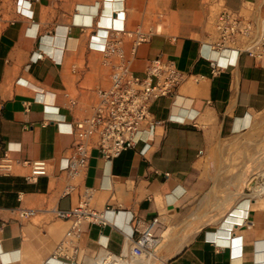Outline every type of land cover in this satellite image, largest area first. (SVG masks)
Here are the masks:
<instances>
[{
	"label": "crops",
	"instance_id": "obj_1",
	"mask_svg": "<svg viewBox=\"0 0 264 264\" xmlns=\"http://www.w3.org/2000/svg\"><path fill=\"white\" fill-rule=\"evenodd\" d=\"M27 1L32 17L17 11V0H0V264H45L71 226L57 209L75 207L88 190L91 206L109 208V222L82 224L84 264L103 246L130 249L156 216L160 243L139 262L264 264L263 172L251 178L246 147L234 162L227 155L239 151L226 144L256 129L261 137L264 59L209 44L221 9L256 16L264 0ZM116 17L132 33H122L127 51L145 35L133 54L137 72L162 55L186 75L153 102L159 124L144 153L143 142L111 159L93 148L88 167L73 173L61 168L75 140L63 129L90 115L97 89L110 83L111 67L88 41ZM230 56L234 64L213 71L209 58ZM5 157L10 165H1ZM41 158L48 173L28 179L25 161ZM257 166L264 170V161ZM24 209L35 212L22 216Z\"/></svg>",
	"mask_w": 264,
	"mask_h": 264
},
{
	"label": "built area",
	"instance_id": "obj_2",
	"mask_svg": "<svg viewBox=\"0 0 264 264\" xmlns=\"http://www.w3.org/2000/svg\"><path fill=\"white\" fill-rule=\"evenodd\" d=\"M17 11L29 17L33 16L31 4L27 0H17ZM113 13L114 11L111 17ZM115 21V24L112 22L107 28L98 27L89 35L88 41L91 49L104 54L105 63L111 67L110 83L97 89L98 100L90 115L74 124L70 123L63 129L73 133L75 140L69 155L61 162V168L73 173H79L88 167L93 148L98 149L103 157L111 159L124 149L136 147L143 142L141 152L144 153L153 141L159 124L151 109L153 102L163 95L173 94L186 75L173 59L162 55L148 59L142 72H137L133 67V54L145 35L138 32L130 51H127L123 46L122 33H132L125 29L117 17ZM214 27L217 37L209 42L212 49L221 54L227 50L237 55L245 52L256 59H264V14L246 16L239 11L223 8L214 19ZM225 58L224 61L220 60V57L209 58L214 72L236 62L231 56ZM199 76L203 75L195 78ZM10 160L5 157L1 165H10ZM25 162L31 167L28 179L48 173L49 164L45 158ZM91 196L92 192L88 190L75 207L57 209V216L70 219L71 226L56 245L52 255L45 260V264L54 261L63 264H84L83 259L78 261V240L82 224L85 221L102 224L109 222V208L95 209L90 204ZM34 212V209H24L20 211V215L30 216ZM160 224L159 216L154 217L139 231L133 246L120 253L103 246L94 255L92 264H129L132 257L152 255L160 243Z\"/></svg>",
	"mask_w": 264,
	"mask_h": 264
},
{
	"label": "rangeland",
	"instance_id": "obj_3",
	"mask_svg": "<svg viewBox=\"0 0 264 264\" xmlns=\"http://www.w3.org/2000/svg\"><path fill=\"white\" fill-rule=\"evenodd\" d=\"M261 137H258V132L256 129V133L254 135H246L244 137L237 136L229 141H227V145L234 146L237 148L239 152H235L234 154L227 155L228 160H233L234 162H241L242 161V152L241 149L243 146L246 147V150L249 155V162H250V177H258L260 176L263 169H254L257 168L259 162L264 161V124L261 126ZM260 139V142H259ZM263 151V152H260ZM150 257H144L142 260L143 262H139V257L135 258L132 257L131 261L136 260V264H151ZM135 262V261H134Z\"/></svg>",
	"mask_w": 264,
	"mask_h": 264
},
{
	"label": "bare ground",
	"instance_id": "obj_4",
	"mask_svg": "<svg viewBox=\"0 0 264 264\" xmlns=\"http://www.w3.org/2000/svg\"><path fill=\"white\" fill-rule=\"evenodd\" d=\"M261 176H262V178H264V171H263V173H262ZM262 190H263V189H262ZM262 190H261V191H262ZM152 255H153V254H152ZM129 264H133V262L131 261V262H129Z\"/></svg>",
	"mask_w": 264,
	"mask_h": 264
}]
</instances>
